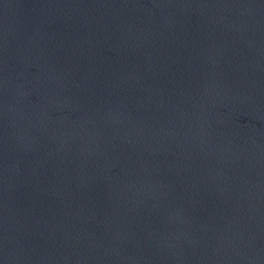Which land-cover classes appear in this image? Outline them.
<instances>
[{"label":"water","instance_id":"95a60500","mask_svg":"<svg viewBox=\"0 0 264 264\" xmlns=\"http://www.w3.org/2000/svg\"><path fill=\"white\" fill-rule=\"evenodd\" d=\"M0 264H264V0H0Z\"/></svg>","mask_w":264,"mask_h":264}]
</instances>
